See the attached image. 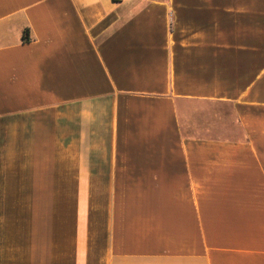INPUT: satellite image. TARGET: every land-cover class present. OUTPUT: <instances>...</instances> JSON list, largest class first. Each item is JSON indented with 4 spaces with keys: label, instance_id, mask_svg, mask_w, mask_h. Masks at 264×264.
Here are the masks:
<instances>
[{
    "label": "crops",
    "instance_id": "0c3cea01",
    "mask_svg": "<svg viewBox=\"0 0 264 264\" xmlns=\"http://www.w3.org/2000/svg\"><path fill=\"white\" fill-rule=\"evenodd\" d=\"M0 264H264V0H0Z\"/></svg>",
    "mask_w": 264,
    "mask_h": 264
},
{
    "label": "trees",
    "instance_id": "16d2710c",
    "mask_svg": "<svg viewBox=\"0 0 264 264\" xmlns=\"http://www.w3.org/2000/svg\"><path fill=\"white\" fill-rule=\"evenodd\" d=\"M28 33H29V30L26 29L25 34L23 35V40L24 41H29L30 40V37H29Z\"/></svg>",
    "mask_w": 264,
    "mask_h": 264
}]
</instances>
